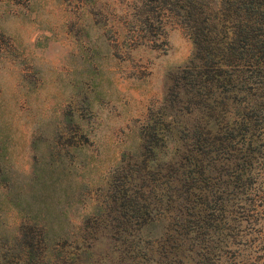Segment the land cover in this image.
<instances>
[{
	"label": "trees",
	"instance_id": "16d2710c",
	"mask_svg": "<svg viewBox=\"0 0 264 264\" xmlns=\"http://www.w3.org/2000/svg\"><path fill=\"white\" fill-rule=\"evenodd\" d=\"M124 4L130 45L160 46L172 19L190 56L77 238H53L23 208L14 232L0 230V264H264V0ZM158 215L164 231L146 236Z\"/></svg>",
	"mask_w": 264,
	"mask_h": 264
},
{
	"label": "rangeland",
	"instance_id": "374dc122",
	"mask_svg": "<svg viewBox=\"0 0 264 264\" xmlns=\"http://www.w3.org/2000/svg\"><path fill=\"white\" fill-rule=\"evenodd\" d=\"M125 9L124 0H0V230L14 232L30 207L53 238H77L122 155L138 154L147 111L193 44L171 19L160 46L130 45ZM165 225L158 215L143 233Z\"/></svg>",
	"mask_w": 264,
	"mask_h": 264
}]
</instances>
